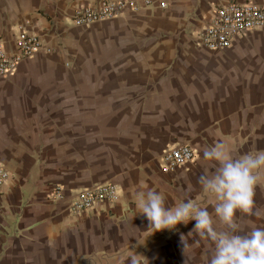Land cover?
Returning <instances> with one entry per match:
<instances>
[{
	"label": "crops",
	"instance_id": "obj_1",
	"mask_svg": "<svg viewBox=\"0 0 264 264\" xmlns=\"http://www.w3.org/2000/svg\"><path fill=\"white\" fill-rule=\"evenodd\" d=\"M101 1L0 0V42L14 51L15 34L24 27L50 51L0 79V170L9 173L0 190V264H209L213 245L191 231L194 221L154 233L135 209L133 195L143 185L162 194L169 208L191 200L213 216L217 232L224 230L215 220L214 198L205 196L199 184L214 170L203 152L222 146L239 158L264 151V32L240 36L224 51L202 48L198 33L225 0H152L167 8L128 11L91 27L73 24L77 6ZM135 28L193 62L176 68L177 77L170 81L179 87L160 113L134 132L136 142L87 150L78 141L107 134L101 114L90 109L84 93L90 87L80 83L86 73L75 61L91 43L106 46L123 64L136 58L123 44ZM76 141L85 157H65L73 154ZM181 143L193 149V161L163 173V151ZM256 175L253 201L259 204L264 202V168ZM102 183L118 186V202L81 216L69 213L67 200L50 195L61 187L69 199ZM252 215L236 214L238 234ZM181 235L188 245L185 255Z\"/></svg>",
	"mask_w": 264,
	"mask_h": 264
},
{
	"label": "rangeland",
	"instance_id": "obj_2",
	"mask_svg": "<svg viewBox=\"0 0 264 264\" xmlns=\"http://www.w3.org/2000/svg\"><path fill=\"white\" fill-rule=\"evenodd\" d=\"M131 34L123 41L124 49L128 56L136 58L124 64L113 57V52L108 53L106 46L103 48L97 43H91L82 57L75 61V65L86 73L85 78L80 77V83L90 87L89 92H84L90 99V109L101 114L100 125L105 127L107 134L106 138L78 141L89 147L87 150L104 145L129 147L132 141L136 142L134 132H141L147 120L160 113L163 104L179 87L178 83L170 81L177 77L176 68L193 62L180 56L177 48H169L168 43L160 38L149 37L136 28ZM120 84L122 90L119 89ZM131 85L135 87L132 90ZM78 142L74 144L73 154L65 157L73 160L85 157L84 152L78 149ZM256 203L253 205L254 215L241 235L254 228L264 229V202Z\"/></svg>",
	"mask_w": 264,
	"mask_h": 264
},
{
	"label": "clouds",
	"instance_id": "obj_3",
	"mask_svg": "<svg viewBox=\"0 0 264 264\" xmlns=\"http://www.w3.org/2000/svg\"><path fill=\"white\" fill-rule=\"evenodd\" d=\"M203 158L214 170L202 176L199 184L205 196L214 198L215 220L223 231L214 229L213 216L198 204L188 200L173 208L166 207L162 194L143 185L133 195L139 216L146 218L154 233L175 231L178 225L194 221L191 231L213 245L209 264H264V229L254 228L241 235L235 222L237 213L253 212L256 172L264 168V151L232 158L222 146H216L204 150ZM184 237L181 235L185 255L188 245Z\"/></svg>",
	"mask_w": 264,
	"mask_h": 264
},
{
	"label": "built area",
	"instance_id": "obj_4",
	"mask_svg": "<svg viewBox=\"0 0 264 264\" xmlns=\"http://www.w3.org/2000/svg\"><path fill=\"white\" fill-rule=\"evenodd\" d=\"M157 5L166 9L165 2L152 0H103L97 6L79 5L74 9L72 22L77 27H91L122 17L126 12L138 13L147 7ZM264 32V2L251 0H225L211 11L202 30L198 33L202 48L215 52L232 47L240 36ZM41 52L50 51L44 46L41 37L24 27L15 34V50L10 52L0 42V79H8L17 72L20 65ZM193 149L187 144H176L163 151L160 157V170L171 173L193 161ZM9 178V173L0 170V190ZM51 197L57 201L67 200L68 211L73 216L94 210L101 204H114L119 200V189L114 183L95 184L84 188L65 199L64 189L56 187Z\"/></svg>",
	"mask_w": 264,
	"mask_h": 264
}]
</instances>
